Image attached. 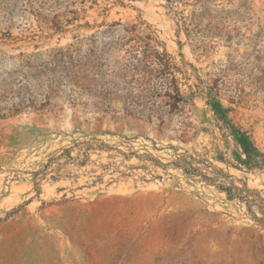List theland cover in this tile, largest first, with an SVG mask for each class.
Returning a JSON list of instances; mask_svg holds the SVG:
<instances>
[{
  "label": "rangeland",
  "instance_id": "1",
  "mask_svg": "<svg viewBox=\"0 0 264 264\" xmlns=\"http://www.w3.org/2000/svg\"><path fill=\"white\" fill-rule=\"evenodd\" d=\"M219 3L238 12L234 40L205 39L200 49L177 34L164 0H99L88 11L92 24L104 6L108 22L152 24L196 106L164 124L126 116L121 103L109 113L61 103L0 119V264H264V224L255 219L264 166L251 163L206 98L214 87L264 154V0ZM29 6L0 0V49L9 54L87 32L52 35ZM245 184L257 200L251 209L220 188Z\"/></svg>",
  "mask_w": 264,
  "mask_h": 264
},
{
  "label": "trees",
  "instance_id": "2",
  "mask_svg": "<svg viewBox=\"0 0 264 264\" xmlns=\"http://www.w3.org/2000/svg\"><path fill=\"white\" fill-rule=\"evenodd\" d=\"M173 13L176 32L193 38L197 48H206L205 39H219L231 44L235 29L230 24L237 11L219 8L220 0H164ZM233 5L234 0H225ZM247 1V0H246ZM31 13L46 24L53 34L86 29L74 34L70 43L44 50L9 54L0 49V119L25 112L42 114L62 104L84 107L97 113L121 111L136 119L164 124L167 117L184 113L196 106V92L185 95L181 77L186 72L168 50L157 29L147 21L108 22V6L102 8L104 19L93 24L88 11L99 0H29ZM246 3L241 7L245 8ZM38 5V8H35ZM233 28V29H232ZM206 98L215 116L234 135L243 153L255 166H264V154L248 131L229 117L214 87ZM192 111V110H191ZM69 153V150L66 149ZM229 200L238 199L249 209L256 203L247 184L244 188L220 185ZM260 207V206H259ZM263 217L255 216L264 224Z\"/></svg>",
  "mask_w": 264,
  "mask_h": 264
}]
</instances>
